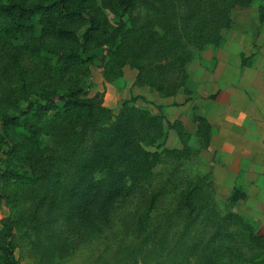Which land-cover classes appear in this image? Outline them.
<instances>
[{
  "label": "trees",
  "instance_id": "16d2710c",
  "mask_svg": "<svg viewBox=\"0 0 264 264\" xmlns=\"http://www.w3.org/2000/svg\"><path fill=\"white\" fill-rule=\"evenodd\" d=\"M194 1L190 5L188 0H127L115 25L99 10L86 9L82 3L74 6L71 0L28 6L7 2L0 4V34L9 19L21 38L22 17L39 18L41 9L53 10L64 22L84 26L47 25L34 28L30 35L43 40L47 34L55 36L58 45L53 51L40 50L61 62L63 73L91 62L96 46H101L104 56L108 53L113 58L123 48L126 57L151 65L142 81L155 86L159 76L163 84L158 89H166L164 95H169L178 89L191 45L220 36L219 31L229 22V8L240 0ZM117 3L124 5L121 0ZM143 3L148 13L137 28L129 13ZM125 14L130 17L129 26L123 21ZM5 37L18 40L6 33ZM86 93L87 88L79 84L21 90L11 107L0 112V179L21 184L32 200L26 221L37 264H64L79 247L100 239L117 204L136 195L151 180L165 153L174 159L183 155L155 144V139L164 136L159 117L129 101L113 114L99 101L81 97ZM14 130L33 142L27 152L42 154L34 155L44 166L41 171L30 173L10 161L18 150L11 136ZM201 130L204 134L206 125ZM152 144L156 145L153 150L146 149ZM208 178L205 175L188 184L168 218L146 233L138 245L122 247L114 264H210L207 251L213 242L235 240L229 228L241 227L244 220L231 211L222 214L216 209L204 186ZM240 198L241 191L235 189L229 201ZM0 199L9 208L0 230V264H18L14 228L20 212L6 192L0 190ZM179 218L182 226L171 231Z\"/></svg>",
  "mask_w": 264,
  "mask_h": 264
},
{
  "label": "rangeland",
  "instance_id": "374dc122",
  "mask_svg": "<svg viewBox=\"0 0 264 264\" xmlns=\"http://www.w3.org/2000/svg\"><path fill=\"white\" fill-rule=\"evenodd\" d=\"M50 1L0 0V4L15 2L23 6L35 3L47 5ZM119 1L71 0V3L74 6L82 3L86 9L91 7L90 10H99L102 16L105 14L111 25H115L127 0H121L124 5L117 3ZM194 2L188 0L190 5H194ZM146 8L143 3L129 13L135 18V27L138 28L143 23L148 13ZM41 10L39 18H32L29 14L21 18L22 24L18 28L23 35L21 38L17 36V28L11 20L6 19V23L2 25L0 112L11 107L10 103L17 99L21 90L79 84L87 88V93L81 97L99 101L103 106L110 108L113 114L117 113L118 107L124 101H129L150 115L159 117L164 136L155 139V144H162L168 150L183 152L179 159L165 153L163 163L157 166L151 180L143 184L136 195L117 204L113 219L104 235L79 247L64 264H114L122 247L138 245L146 233L154 229L161 220L168 218L183 189L205 175L209 178L204 186L216 209L222 214L231 211L244 220L241 227L229 228L235 233V240L218 238L213 242L211 249L207 251L209 263L264 264V236L259 235V217L245 216L241 199L229 201L236 188L215 184L211 179L213 154L210 146L215 125L208 110L212 94L207 88L208 81L216 70L218 58L226 57L234 63L235 60L238 62V58L243 60L249 51L264 47V0L236 1L229 8V22L219 31L220 36L209 40L202 39L194 47L191 45L190 58L185 62L178 89L169 95H164L166 89H158V85L163 84L159 76L154 79L155 86L142 81L141 77L151 65L140 64V60L126 57L123 48L120 54L113 58L108 53L104 56L105 51L101 46H96L91 52V62L77 65L63 73L61 62L50 53L44 52L45 50H40L46 47L53 51L58 45L55 36L47 34L48 37L43 40L30 35L34 33V28L40 29L47 25L62 23L79 29L84 26L77 22H64L53 10ZM123 21L127 26L130 17L123 15ZM153 29L162 34L158 27ZM5 33L16 36L18 40H8ZM41 40L42 45H39ZM22 43L25 47L21 46ZM106 61L109 62L105 64ZM168 83L165 82V85ZM201 125L207 127L204 134H201ZM11 136L16 141L18 150L10 161L30 173L41 171L44 166L34 155L42 154L34 150L26 151L33 142L18 130L12 131ZM155 144L146 149L153 150ZM0 190L10 196L16 211L20 212V222L14 228L17 244L14 254L18 264H37V254L32 246V235L26 221L31 198L28 200L26 189L21 184L11 180L0 179ZM8 213V206L0 199V230ZM181 226L182 219L174 220L171 231Z\"/></svg>",
  "mask_w": 264,
  "mask_h": 264
},
{
  "label": "crops",
  "instance_id": "0c3cea01",
  "mask_svg": "<svg viewBox=\"0 0 264 264\" xmlns=\"http://www.w3.org/2000/svg\"><path fill=\"white\" fill-rule=\"evenodd\" d=\"M215 69L207 86L215 125L211 179L241 191L245 216L259 217L264 236V47L234 63L218 58Z\"/></svg>",
  "mask_w": 264,
  "mask_h": 264
}]
</instances>
